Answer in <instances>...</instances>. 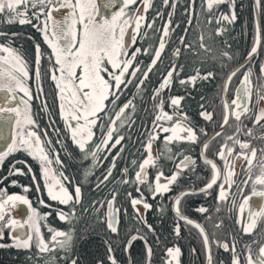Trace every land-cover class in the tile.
<instances>
[{"label": "snow or ice", "instance_id": "obj_1", "mask_svg": "<svg viewBox=\"0 0 264 264\" xmlns=\"http://www.w3.org/2000/svg\"><path fill=\"white\" fill-rule=\"evenodd\" d=\"M221 4H226L227 11L220 10ZM178 7L187 22L177 35L183 22L175 19ZM201 7L209 13L208 23L217 24L214 29L217 37L223 36L238 19L235 0H201ZM150 9L153 15L149 18ZM257 10L264 11V0H253L250 48L242 61L229 67L234 56L227 39L221 42L218 53L205 43L199 27L198 48L194 42L187 41L194 15L199 25L196 0L184 3L159 0L158 5L155 0H0V24L18 22L34 30L24 34L34 55L22 51V44H15L14 38L20 33L0 31V141L4 142L0 163L14 154L30 157L34 164L27 167L30 178L29 183L22 185L24 191L32 187L34 193L46 194L49 206L53 202L63 206L55 210V216L70 225L65 229L50 228L46 239L41 234L40 221L50 213L39 212L28 196L9 193L0 187V229L27 227L26 233L9 231L7 235L12 243L0 247L27 251L34 247L37 257L58 250L59 260L64 264H80V257L73 251L75 228L71 224L78 219L76 206L84 199L89 177L103 166L88 191L105 190V199H93L91 204L98 221L111 234L119 236V213L123 210L127 216L128 205L136 213L149 209L164 213L166 208L154 205L149 198L167 195L174 214L172 234L178 237L182 227L197 230L201 247L199 252L195 247L190 251L202 255L204 264H264V228L259 233L254 231L258 220L264 223V144L259 149L252 145L253 127L244 131L246 119L264 130V59L260 61L257 77L261 83L253 86L251 79L252 65L264 49V26L256 19ZM152 34H158L154 46L138 43ZM212 34L209 32V37ZM181 49L185 53L190 50L193 55L198 51L204 54L192 74L180 75L184 70L178 59ZM167 50L172 60L170 66L161 69L162 54ZM209 61L217 63L219 70L202 71L201 65ZM241 70L242 76L229 96L233 78ZM156 72L159 74L153 80ZM217 79L220 83L216 84L215 103L219 111L201 104L194 119L183 109L185 97L171 93L177 82L178 86L188 88L198 81L207 83ZM130 89L134 91L128 95ZM149 98L151 126H145L141 133V158L133 157L129 161L123 156L125 131L132 127L130 120L135 119V101ZM41 121L45 123L42 125ZM241 134L248 138H242ZM258 139L264 141V131ZM158 141L163 152L155 147ZM257 152L259 157L254 164ZM118 159L125 160L124 166L119 168L120 176L109 185ZM168 161L174 162V167L165 175L161 169ZM73 163L78 165L75 170ZM15 164L13 160V166L8 169L10 175L0 174L5 184L16 186L19 179L13 177L25 174ZM197 167L201 173L197 177L199 186L183 184V171L193 172ZM241 169L243 178L238 181ZM77 173L80 181L76 179ZM117 184L124 190L127 205L116 204L120 195ZM249 185L248 194H244ZM129 189H134L135 194ZM193 196L211 199L213 203L189 205ZM252 196L260 198L258 205L250 202ZM37 200L40 205L46 204L40 195ZM18 202L27 206V219L9 215ZM105 206L106 211L100 214V208ZM190 209L206 221L215 220L214 228L223 226L218 214L225 211L233 221V228L227 229L223 236L215 231L210 236L202 221L186 214ZM138 219L146 232L137 228L134 233L126 234L121 250L130 255L133 242L141 241L144 260L136 264H151L148 234L155 229L144 216ZM4 234L0 230V238ZM245 235L252 239L241 243ZM156 243L159 244L158 236ZM106 244V259H97L96 264H119L114 255V241ZM221 250L228 254L227 260L217 255ZM164 255L161 264H180L182 249L177 243L166 247ZM56 261V256H50L44 264H56ZM126 264L132 261L126 260Z\"/></svg>", "mask_w": 264, "mask_h": 264}, {"label": "flooded vegetation", "instance_id": "obj_2", "mask_svg": "<svg viewBox=\"0 0 264 264\" xmlns=\"http://www.w3.org/2000/svg\"><path fill=\"white\" fill-rule=\"evenodd\" d=\"M185 0H181V3H184ZM156 5L159 4V0H155ZM240 5H243L244 7L241 8ZM196 6L199 10V25H197V18L194 15L193 21L191 26L188 28L187 32V41L189 43H195V46L198 48L199 41L198 36L200 32L197 30L199 27L200 30L204 33V39L205 43L213 46L214 53H218L220 48L222 47V41L227 39L230 47V51L233 53L234 59L232 63L229 65V67H234L236 64H238L240 61L243 60V57L246 55L247 50L250 48L252 39H253V0H235V9L237 12L238 19L234 23V25H231L228 27L227 32L223 34L221 37H217L214 33V29L217 26L215 22L209 24L207 21V16L209 15L208 11L201 7V0H196ZM167 7L164 10V15L166 17L167 14ZM221 11H227L226 4L220 5ZM153 15V10H149L147 13V16L150 18ZM213 17L216 15V12L213 11L211 13ZM175 19L182 20L179 29L177 30V35L183 31L186 21V16H183L181 14V9L178 7L175 13ZM256 19H258L262 26H264V11L257 10L256 13ZM159 23V22H158ZM0 31L5 32H18L20 33L19 36L15 37V44L17 45H23L22 51L33 54V48L31 43L26 40L25 33H31L34 30L30 27L21 26L17 23H2L0 24ZM209 32H212V36L209 37ZM138 43H144V44H151L155 45L158 43V34H152L145 38V41L141 42L138 40ZM30 47L28 50L27 48ZM167 49H170V45L166 46ZM163 55V61L159 65V67L162 69L165 66H170V61L172 60V56L170 53V50H167ZM204 54L199 52L196 55H193L192 52L189 50L187 53L183 49H181V54L179 59V62L181 64H184V70L180 75H188L192 74L194 69L196 68L197 64L200 63L201 57ZM211 55V54H209ZM261 59H264V49H261L259 53L257 54V57L255 59V63L252 65L253 67V73H252V84L253 86H257L261 83V81L257 80V77L259 75V64ZM247 67V65H246ZM202 71L208 70L212 68H216L219 70V65L217 63H214L212 61H209L207 63H204L201 65ZM243 70L237 73L236 77L233 78V82L230 86L229 96L233 95L232 89H234V86L236 83L239 82V77L242 76ZM159 72H156L153 74V80L155 79V76L158 75ZM220 83L219 79L212 81V82H203L198 81L194 86H189L188 88H183L178 86V82L173 84V87L171 89L172 94H180L185 97V99L182 102L183 109H187L189 115L191 118H195L196 114L199 110V106L201 104L205 105V107H215L217 111H219V105L215 103V97L217 93L216 84ZM151 87V85H149ZM132 91L134 89H130L128 91V95L132 94ZM167 94V93H166ZM201 97H203V100H201ZM253 99H254V93H253ZM137 103V111L134 114V121L130 120V123L132 124V127L125 131V148L123 151V156L126 157L127 160H131L133 157L139 159L141 158V150H140V143H141V133L144 131L145 126H151L150 125V118L152 115V106H151V100L145 99L143 102H141L139 99L135 101ZM0 103H2V100H0ZM250 103V107H251ZM127 111V110H126ZM114 114V113H113ZM45 121H41V124L43 125ZM248 127H253V136L251 138V143L253 146H255L257 149L261 147L262 144H264V141H261L258 139V137L262 134V130L260 125L257 124L255 126L251 125L250 120H245V127L244 131H247ZM50 131V130H49ZM129 132L131 133V138H129ZM242 138H248L244 137L243 134H241ZM4 142L0 141V149H3ZM156 148H160L163 152V149L161 148V142L158 141L155 144ZM173 151H176V147L173 145ZM114 154V153H113ZM189 154V153H185ZM61 157H64V153H61ZM259 157V152H257V158L254 159V164L257 162V159ZM163 160V157H161ZM179 159V158H177ZM13 160L16 161L15 166L21 167L25 170V174L19 176V177H13L18 178L19 183L16 186L9 184H5L3 180H0V187L6 188V191L16 192L18 194H23L29 197L30 201L33 204V207H35L39 212H49L48 217H42L40 224H41V234L47 239L49 237V229L50 228H59V229H65L69 227L70 225L66 222L59 221L55 216V210H57L58 207H63L57 205L55 202L49 206L47 203V197L46 194H36L33 191V188L30 187L27 192L24 191L22 185L25 183H29L30 174H27V167L29 164H34V162L31 160L30 157H25L24 154H14L13 156H10L5 159L4 162L0 163V174H3L4 176L10 175L8 173V169L13 166ZM27 161L26 163H22V161ZM87 163V162H85ZM125 160L124 159H118L116 169H114L113 175L110 177L108 184L111 185L112 181L116 179L117 176H120L119 168L124 166ZM78 165L72 167L74 170L77 169ZM174 167V162L168 161L165 163L164 167L161 169L165 172V175L170 173V170ZM103 166H101L100 169H98L96 172H94L88 179V183L84 187V202L80 205L76 206V216L78 214L82 213L85 214V228L87 229L85 240L92 241L95 240V242L99 243L101 245L102 249L105 248V251L107 249L106 241H114V246L116 247L114 255L116 256L119 264H126V260H131L132 264H136L137 260L139 262H142L144 260V256L142 255V249H143V243L141 241H134L133 245L130 248V255L128 253L122 252L123 245L121 244V241L125 239L126 234H130V232H135L137 228H140L141 231L146 232L145 226L141 223V221L138 219L139 216H144L145 219H147L148 223L153 225V228L155 229L154 233H149V242L152 247V257H151V264H161V261L164 260L166 257L164 255V250L166 247L179 244V246L182 249V255L180 257V264H204L203 256L202 255H194L190 249L195 247L197 251L199 252L201 247V241L198 237L197 230L195 229H189L184 230L183 227L181 229L180 235L174 236L172 234V228L174 220V214L170 210V206L168 205L167 195L164 198H156L152 199L149 198V202L155 204H161L162 207L166 208V211L164 213L156 212L154 209H149L147 211H141L140 213L134 212V210L131 208L130 205L127 207L128 215L125 216L123 210L119 213V236L117 237L115 234H111L105 227L102 225L98 219L96 214L93 212V208L91 207V201L93 199H105L106 193L103 188H101L98 191L89 192L88 189L91 187V183L96 180L97 175L100 174L102 171ZM256 171V169H254ZM131 174V171H130ZM150 174H152L150 172ZM200 169L197 167V169L193 172H189L188 170H184L182 174V183L185 185H196L199 186V181L197 180V177L200 176ZM243 178V171L240 170L238 174V181L239 179ZM77 181L81 180V176L76 175ZM116 188L118 191H120V195L117 197L116 204L119 205H127V200L123 195V189L120 187L119 184L116 185ZM251 185H249L247 188H245L244 194H248V191L250 190ZM133 191L134 189H129ZM37 195H40L42 198L46 200V204L40 205L37 200ZM239 199V196L237 197ZM163 201V202H162ZM200 202L205 203L206 205H211L213 202L211 199L204 200L203 197H197L193 196L189 199V205L192 204H198ZM250 202L259 204L260 198L256 196H252L250 198ZM87 206V211H85V206ZM83 207V208H82ZM227 207V206H224ZM65 211H68L67 208H64ZM100 214H103L104 211H106V206L100 208ZM189 216H191L194 219H197L198 221H202L204 223V227L206 231L211 234L215 231L218 236H223L227 229L233 228V221L228 219L229 214L225 211H221L218 214V217L223 219V226L220 228H214L213 225L215 223V220L209 222L204 220V217L198 213H196L193 210H188L187 213ZM9 215L13 216L17 219H27V206L24 205L21 202H18L13 208L12 211L9 212ZM217 214H214V216ZM233 217L235 215V212L231 214ZM183 222H181L182 224ZM76 220L72 221L71 226L75 229L76 226ZM82 225V224H81ZM264 228V223H262L260 220L257 221V233ZM0 230H3L5 233L2 238H0V245H10L12 242L10 238L8 237L7 233L9 231H13L15 234H20L21 232L26 233L27 227L23 229H9V228H2ZM82 230V229H79ZM76 230H75V239H76ZM159 238V244L156 243V238ZM73 241V251L74 254H77L79 256V253H77V243L76 240ZM252 239L251 236L245 235L243 236L241 243L243 240ZM35 241L33 240V243ZM9 249L12 247H0V250L2 249ZM15 248V247H14ZM24 251L25 253H29L30 255L33 253L36 256V249L33 247L30 251L27 250H21V252ZM104 251V252H105ZM237 251L239 252V244L237 245ZM138 253H140V257H138ZM45 255H51L57 257V263H62V260H59L60 252L58 250H52L49 251L46 254H41L40 257H37V261L39 264L43 263V258ZM217 255L222 256L225 260L228 259V254H225L222 252L217 253Z\"/></svg>", "mask_w": 264, "mask_h": 264}, {"label": "trees", "instance_id": "obj_3", "mask_svg": "<svg viewBox=\"0 0 264 264\" xmlns=\"http://www.w3.org/2000/svg\"><path fill=\"white\" fill-rule=\"evenodd\" d=\"M28 50L30 47L27 48ZM47 90V89H46ZM76 163H73L72 167L76 166ZM79 176V174L77 173ZM84 202V199H83ZM85 208L87 206L84 204ZM92 207V206H91ZM83 208V207H82ZM78 219H76V242L79 244L76 245L77 247V253H79L80 257V264H96V260L100 258L106 259V251L105 248L102 249L101 245L99 243L95 242V240L87 241L85 240V235L87 229L84 230L85 223V214L81 213L78 214ZM82 224V225H81ZM82 229V230H79ZM89 231V229H88ZM105 251V252H104ZM140 253H138V257ZM31 256V259H27L26 257ZM51 255H45L43 258L44 261L48 259ZM137 262H139L137 260ZM0 264H39L37 261V257L32 253L31 255L29 253H25L24 251L21 252L20 249H16L14 247L9 249H2L0 250ZM56 264H64V262H56Z\"/></svg>", "mask_w": 264, "mask_h": 264}]
</instances>
